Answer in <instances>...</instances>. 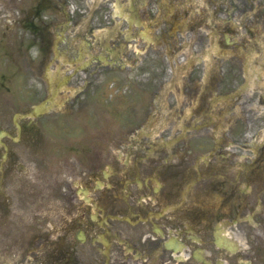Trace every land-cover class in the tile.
<instances>
[{"label": "flooded vegetation", "instance_id": "obj_1", "mask_svg": "<svg viewBox=\"0 0 264 264\" xmlns=\"http://www.w3.org/2000/svg\"><path fill=\"white\" fill-rule=\"evenodd\" d=\"M67 10L68 0H0V48L37 49L8 50L0 66V264H264V140L253 138L256 151L237 162L221 155L218 183L191 182L186 162L150 161L141 135L102 136L100 144L125 141L108 150L58 147L60 109L47 84L36 104L7 98L2 109L1 92L13 91L8 75L40 69L45 48L58 43L49 37L73 24ZM81 46L74 72L88 76L74 101L79 112L90 107L81 96L97 69L108 67L92 44ZM241 112L246 132L252 123L263 128L264 108L256 114L244 104Z\"/></svg>", "mask_w": 264, "mask_h": 264}, {"label": "rangeland", "instance_id": "obj_2", "mask_svg": "<svg viewBox=\"0 0 264 264\" xmlns=\"http://www.w3.org/2000/svg\"><path fill=\"white\" fill-rule=\"evenodd\" d=\"M79 6H81L82 0H75ZM95 4L100 6H111L112 10V16H113V25L115 26L114 33H113V38H117L119 36H122L127 43H140L144 44L145 46H148V43H153L157 39V33L159 30H156L157 27H163V26H169V28H173L174 32L171 33V37L169 38V42L174 44V47L178 46V40L176 36L178 33H185L186 35L188 34V31L193 32L194 29L198 28H205L206 26H223L226 28L227 26H242V23L240 21L241 17V2L240 0H94ZM80 8H85V7H80ZM253 11V10H252ZM264 13V7H262V11L259 12V14ZM88 13H79L77 15V18L81 21L79 23L78 28L83 30V33L86 34L88 33L89 30H92L94 26H88L89 24L91 25V22L89 21L88 18ZM101 16V15H100ZM90 22V23H89ZM255 26H264V19L259 25ZM96 28V27H95ZM94 28V31L96 29ZM259 29V27H254L253 25V32ZM264 28L262 31L258 32V36H263ZM96 34V32H95ZM90 39H94L91 34H88ZM251 37L255 36L254 34H250ZM189 41L185 40L184 45H180L179 48H175L174 50L177 51V56H183L182 54H187L190 51V48L188 47ZM213 46H216L213 44ZM99 52V48L95 49L94 52ZM159 57L161 59V64L157 60ZM210 60V58H208ZM146 62L141 65V67H146L148 70L150 68L155 67L156 69H161L164 71V69H168V64H164L166 60H164L163 57L153 55V59H151V63L148 65V59L145 58ZM87 61V60H86ZM213 61L215 63L214 69H213V74L210 73V77H207V80H205L204 76V70L209 71L208 63L206 62L205 64H201L200 66H197V74L194 76V82H197L200 84V87L203 89L204 93H209L213 94L214 88H216L217 81H219L221 76V71L220 73L218 72V59L213 58ZM47 64L49 63V60H46ZM167 63V62H166ZM161 66V68H160ZM236 67V66H235ZM235 67L231 66L230 70H228L229 77H227V82L228 84L234 83L236 79L241 81V78L239 75L236 74V69ZM211 68V66H210ZM234 68V72L231 71ZM68 72V68H66ZM229 69V68H228ZM210 72V71H209ZM158 74V72L156 73ZM185 73H182L181 76L182 79L179 81L183 85L186 83H189L188 75L185 76ZM236 74V75H235ZM68 75H65V77ZM157 78L158 76L155 75ZM261 79L259 78V82L257 86H254L255 88H259L261 84H264V74L260 75ZM29 77V76H28ZM165 77L166 80L168 76H163ZM162 77V78H163ZM251 79L249 80V83L251 87L257 80L254 76H250ZM153 75H150L149 83L153 82ZM30 84L35 83L34 80L29 77L27 79ZM254 81V83H253ZM110 80L107 82L109 83ZM147 82V81H146ZM164 82V81H163ZM224 82V81H223ZM67 83V91L61 92L59 94V97L64 99V103L62 106L66 105L65 108L60 110V116L69 114L73 115L74 112L76 111V108L73 107V105L77 106L78 103L74 102L73 97L76 95L77 90L80 88V81L72 78L71 80H65L64 84ZM205 83V87H202L201 84ZM225 83V82H224ZM16 84H18L17 88V93H18V102L20 100L26 99L27 96H29V91L26 90L27 82L25 75L18 74L17 76V81ZM108 85V84H107ZM94 86V88H96ZM184 87V86H183ZM182 87V88H183ZM233 86L232 88H234ZM93 88V87H92ZM93 88V90H94ZM180 89V86H178ZM105 89L102 90V92ZM209 90H213L209 92ZM220 92H224L223 87L222 89L219 90ZM217 91L216 93H218ZM180 95V91L177 92ZM259 94V92H258ZM84 99L88 98L89 96L83 95ZM182 97V96H181ZM77 99H80V95L76 97ZM130 95L123 94L121 93L120 95H117L114 98H111V103H109L110 108L113 112V119L116 120L117 122L123 124V125H130L131 123L135 122L137 120V117H140V113H134L135 106L130 105ZM83 99V100H84ZM133 101V97H131ZM145 99V98H144ZM161 100H166L167 104H169L172 107V110H175L176 107H180L176 101L175 97H172L168 92H165V88L163 90V94L161 96ZM82 101V100H81ZM119 101L118 106H116V102ZM144 101L142 102L141 106L144 105ZM164 103V102H163ZM197 103V101L195 102ZM82 103H79V106ZM86 106H88L90 103L84 102ZM193 104L191 103V107ZM205 105H203L204 108ZM191 107H186L185 105L182 107L186 110V116H191L192 114V109ZM101 108V107H100ZM104 108V107H103ZM97 109L96 112V119H95V125L96 127L102 122L101 119L104 118V115L106 117V113L104 114V111ZM139 110V109H138ZM177 110V109H176ZM168 110L166 111V113ZM220 113V111H217ZM172 113V112H171ZM176 113L181 114V109L177 110ZM89 114V113H87ZM92 114V112H91ZM54 115H59V113H54ZM195 115V114H194ZM182 116V115H181ZM170 117L168 116V119ZM61 118L58 117L56 118L57 121H61ZM220 120V118H218ZM78 123V122H76ZM158 126V125H157ZM223 128L227 126V123L221 124V127ZM256 127H253L252 131ZM92 130V129H91ZM98 133V131H97ZM96 131H93V135L97 134ZM171 133V128H167L163 134L165 136H168ZM99 135V134H98ZM103 135H100L102 137ZM97 137V136H96ZM62 139L69 142L71 137L67 133L62 134ZM153 141V140H152ZM80 143H85V140L81 139L79 141ZM79 144V143H78ZM67 147V145H63V141H61V144L58 145V147ZM79 148H83L78 146ZM156 152V151H155ZM153 152V154H155ZM187 155L188 157V163L187 166L189 169H194L195 164H197L200 167V162L202 160L201 156L198 159L197 155H191V154H184ZM183 156V155H182ZM180 156V157H182ZM169 161L174 162L175 158L170 160V157L166 154V157ZM260 239H264V234H260Z\"/></svg>", "mask_w": 264, "mask_h": 264}]
</instances>
